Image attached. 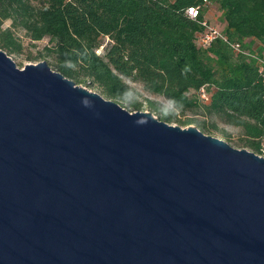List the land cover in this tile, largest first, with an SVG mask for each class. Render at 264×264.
<instances>
[{
    "label": "water",
    "instance_id": "obj_1",
    "mask_svg": "<svg viewBox=\"0 0 264 264\" xmlns=\"http://www.w3.org/2000/svg\"><path fill=\"white\" fill-rule=\"evenodd\" d=\"M0 264H264V157L0 49Z\"/></svg>",
    "mask_w": 264,
    "mask_h": 264
},
{
    "label": "trees",
    "instance_id": "obj_2",
    "mask_svg": "<svg viewBox=\"0 0 264 264\" xmlns=\"http://www.w3.org/2000/svg\"><path fill=\"white\" fill-rule=\"evenodd\" d=\"M210 3L221 12L230 41L244 47L258 41L264 50V0H0V49L21 53L18 32L32 46L47 40L37 63L48 58L53 70L77 85L131 111L147 107L169 124L195 122L203 133L215 130L230 139L216 123L206 124L216 117L242 131L243 148L264 157V85L255 63L220 39L197 47ZM193 6L200 10L194 19L186 13ZM201 87L211 95L208 103L197 96ZM188 113L197 117L182 121ZM201 114L206 119H198Z\"/></svg>",
    "mask_w": 264,
    "mask_h": 264
},
{
    "label": "rangeland",
    "instance_id": "obj_3",
    "mask_svg": "<svg viewBox=\"0 0 264 264\" xmlns=\"http://www.w3.org/2000/svg\"><path fill=\"white\" fill-rule=\"evenodd\" d=\"M204 17L205 19L211 24V25H214L216 26L220 31L223 32V28H224V23L222 21V16H221V12L219 11L217 5L215 4H207V7L205 9V12H204ZM8 25V22L7 24ZM18 35L20 37L23 38V42H24V49L21 53L19 54H14V55H8L12 60L13 62L15 63V65L20 68V69H23L25 68V65H37V61L39 60V58L37 57H40L39 53H40V50L42 49V47L46 44L47 40H43V41H39L38 43L35 44V46H32L31 44H29V42L23 37V33L22 32H18ZM251 51H254V52H257V53H263L264 50L262 49L260 43L258 41H253V42H247V46L245 47ZM45 61L49 64L50 63V60L48 58H45ZM212 63H214V65L216 67L223 70V72H226L227 71V66L220 62V61H215V60H212ZM131 84V83H130ZM133 87L137 88L139 91H141V93L145 96V97H148L149 99L151 100H154V101H158L159 103H162V99L161 98H157V97H154V96H149L147 95L141 88L140 85L138 84H131ZM83 88L85 87L84 84L81 85ZM88 88V87H86ZM90 89V88H88ZM90 90H93V89H90ZM93 91H96V90H93ZM198 96V95H197ZM199 98V97H198ZM118 102V101H116ZM121 106L122 104L120 102H118ZM126 109V108H125ZM129 112L133 113L135 111H131L129 109H127ZM139 111H145V112H150L152 113V115L156 116V113L150 111L147 107H143L141 110ZM197 116H194L192 115L191 113H188L186 116H180V119H182V121H187L189 119H192V118H196ZM198 119L200 120H203V119H206L202 114L201 115H198ZM206 124L207 125H211V123H216L218 125V127L220 129H224L227 133H229L230 135V139H225L221 134L220 132L218 131H215V130H209V131H205L204 134L206 135H211L213 137H216V138H219L221 140H224L228 143V145H231L232 147L234 148H237V149H241L243 148L241 146V142H240V135L242 133V131L239 129V128H235V127H231V126H228V125H225L223 123H221L219 120H217L216 117H208L206 120H205ZM173 125H179L182 127V129H186V128H189V127H196V124L195 122H192L191 125H188V126H183L182 124L180 123H171ZM263 144H264V141H263ZM247 149V148H245ZM249 150V149H247ZM250 151V150H249Z\"/></svg>",
    "mask_w": 264,
    "mask_h": 264
},
{
    "label": "built area",
    "instance_id": "obj_4",
    "mask_svg": "<svg viewBox=\"0 0 264 264\" xmlns=\"http://www.w3.org/2000/svg\"><path fill=\"white\" fill-rule=\"evenodd\" d=\"M186 13L191 18H197L200 14V10L197 7H188ZM204 28L203 32L197 36L196 44L197 47L205 49L208 48L215 40L220 39L222 42L228 46L231 51L236 55H241L248 60L255 63L258 76L261 83L264 85V52L257 53L245 48L241 43L230 41L228 37L220 31L216 26L211 25L207 20L202 22ZM197 95L199 100L208 103L210 101V93L207 91L206 87H201Z\"/></svg>",
    "mask_w": 264,
    "mask_h": 264
}]
</instances>
